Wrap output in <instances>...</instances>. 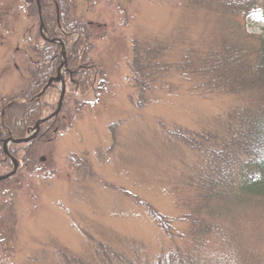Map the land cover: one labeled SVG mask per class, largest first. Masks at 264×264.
Wrapping results in <instances>:
<instances>
[{
    "label": "rangeland",
    "instance_id": "1",
    "mask_svg": "<svg viewBox=\"0 0 264 264\" xmlns=\"http://www.w3.org/2000/svg\"><path fill=\"white\" fill-rule=\"evenodd\" d=\"M226 1L0 0V149L10 165L0 174L8 176L0 181V264H71L74 258L109 264L94 254L95 242L105 247L111 264V254L155 264L191 248L201 249L202 264L229 253L237 264H264V197L263 203L238 209L231 224L226 217L197 214L203 227L220 225L230 234L202 236L197 247L188 240L198 218L190 178L209 162L166 136L167 129L177 128L220 138L231 128L227 117L233 107L253 111L264 101L251 94H201L172 67L137 108L138 92L129 80L134 41H158L166 49L163 63L174 65L185 49H203L229 36L230 28L240 32L236 39L245 32L264 38L261 12L222 15ZM255 1L263 10L264 0ZM61 12L91 34L87 67L93 66L96 78L84 95L66 87L67 44L47 32L51 23L65 30ZM44 43L54 49L46 63L38 53ZM47 88L53 89L49 96ZM46 101L53 107L45 104L41 114ZM5 129L21 137H9ZM191 138L184 139L198 144ZM156 217L164 218V228Z\"/></svg>",
    "mask_w": 264,
    "mask_h": 264
},
{
    "label": "trees",
    "instance_id": "2",
    "mask_svg": "<svg viewBox=\"0 0 264 264\" xmlns=\"http://www.w3.org/2000/svg\"><path fill=\"white\" fill-rule=\"evenodd\" d=\"M53 1L56 2L57 0ZM210 1L207 3L212 5ZM226 3V6L223 7V12L218 13L228 15V12H231L235 16H248L261 12L264 18V9H259L257 6L258 2L256 3L255 0H229ZM212 8L215 9L214 7ZM61 15L62 19L66 20L62 26L65 30L57 31V28L51 23L49 26L47 25L50 28L47 32L52 38L60 36L67 44V51L65 52L70 71L68 72L67 81L64 82L66 87L70 89L71 93L77 92L80 95H84L88 90L92 89L96 78V71H94L93 66L87 67L91 63L89 58L91 51L89 39L91 34L87 26H82L80 22L71 20V17L68 20V15L65 13L61 12ZM226 33L229 36L226 35L217 41L213 40L203 49L198 50L195 47L185 49L174 65L163 63L164 57L162 55L166 51L163 44L158 41L145 43L134 41L131 47L132 59L128 67L129 80L138 92L136 103H134L135 107L145 106L148 94L153 92L157 85L161 84V78L171 74V70H174L172 67L183 79L189 82L192 81L194 83L193 90L201 94H227L233 96L251 94L254 97L257 96L258 102H263L264 38L252 36L245 32L240 39H236L234 34L240 32L235 27L230 28ZM71 34H77V39H72ZM44 45V51H38L39 61L42 63H46L51 58L50 53L54 54V49L49 44L44 43ZM55 52L57 53L58 50H55ZM52 70L53 67L49 68L48 78L52 75ZM50 90L53 89H48L46 96H49ZM68 98L70 99V97ZM45 104L49 108L53 107L47 101L44 102L42 104L44 109L39 111L41 114H44L48 109ZM260 106H257L258 109L252 108L253 111H249L248 107L242 105L233 107L227 117L231 128H227L226 134L221 135L220 138L212 132H209V134L189 135L177 128L166 130V136L171 138V140L186 145L190 150L195 151L200 158L205 155L207 162H209V164L206 161L203 162L201 165L202 169L190 178V186L193 189L192 191H194V200L192 202H194V208L196 209H194L193 214L196 216H198L197 214L201 216L202 214L208 215L210 213L219 217L229 218L226 222L231 224V220H234V217L239 212L238 209L244 207L245 204L250 202V205L254 206L256 203H263L264 107ZM17 116H19L18 113ZM54 127L56 125L53 124L50 130H53ZM6 131L9 137L11 135L21 137V134L15 130V134L14 132ZM113 132L114 130L112 129L110 133L114 134ZM190 136L192 137L191 139H196L198 144L184 139H189ZM180 140H183V142ZM24 152L28 153V150L22 151L21 159L26 162L28 158H26ZM10 153L13 159L17 160V157H19L18 150L15 148L10 149ZM5 158L0 149V174H4V168L10 167ZM25 165L30 170V164L25 163ZM26 166L24 167L26 168ZM254 200L257 202H252ZM156 218L159 226L164 228V224H162L164 218ZM202 225L203 223L198 216L193 225L197 232H194V234L190 233L188 239L196 243L195 246L193 245L194 247H197V240L200 241L199 239L202 236L217 234L224 238L231 231L229 229L223 232L220 225L216 227L210 226L208 230V227H203ZM199 231L201 232L198 233ZM232 241L233 238L231 237L228 241L230 245H232ZM95 243L94 254L101 255V258H103L102 263L108 262L111 264L110 256L105 257L108 255L105 247L98 244V242ZM200 251L201 249L194 248L193 250L191 248L184 256V254L175 250L173 254L167 255L166 258L160 256L162 259H158L155 264H202L198 258ZM111 256L114 258V264L143 263L136 253L134 254L137 257L135 260H132V258L131 260H125L120 255L111 254ZM235 261L233 253H229L227 258L215 261V264H237L238 262ZM70 262H72L71 264H78V262L82 264L80 260L78 261L75 258L70 260Z\"/></svg>",
    "mask_w": 264,
    "mask_h": 264
},
{
    "label": "water",
    "instance_id": "3",
    "mask_svg": "<svg viewBox=\"0 0 264 264\" xmlns=\"http://www.w3.org/2000/svg\"><path fill=\"white\" fill-rule=\"evenodd\" d=\"M60 94H61V97H60V102H59V106H58L59 109H60V107H61V100H62L63 95H64V88L62 89V92H60ZM58 111H59V110H58ZM29 140H31V139H26V140H23V141L27 142V141H29ZM12 143H21V142H19V141H18V142H13V141H12ZM5 153L7 154V151H6V150H5ZM11 161H12V163H13L14 169L17 168V163H16V161H14V160H12V159H11ZM6 178H8V176L5 177V178H1L0 181H1L2 179H6Z\"/></svg>",
    "mask_w": 264,
    "mask_h": 264
}]
</instances>
